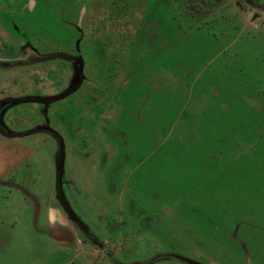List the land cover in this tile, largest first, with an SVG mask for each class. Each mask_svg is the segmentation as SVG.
I'll return each mask as SVG.
<instances>
[{"label":"rangeland","instance_id":"1","mask_svg":"<svg viewBox=\"0 0 264 264\" xmlns=\"http://www.w3.org/2000/svg\"><path fill=\"white\" fill-rule=\"evenodd\" d=\"M0 37L53 55L23 96L81 82L0 109V264H264V0H0Z\"/></svg>","mask_w":264,"mask_h":264},{"label":"flooded vegetation","instance_id":"2","mask_svg":"<svg viewBox=\"0 0 264 264\" xmlns=\"http://www.w3.org/2000/svg\"><path fill=\"white\" fill-rule=\"evenodd\" d=\"M5 21L3 20V23ZM29 48V46H28ZM25 50H23L22 52V57L21 58H15V59H10V60H0V67H6V66H11V67H16V66H28V65H33V64H38L39 62H41L42 60H47L49 57L53 56V55H41V56H37L34 53H32L31 51H29L28 49H26V53H24ZM25 54V55H24ZM77 66V65H76ZM80 69V66L78 64L76 70L78 71ZM80 73V72H79ZM80 80H76L73 84V86L70 88V90H66V92L61 93L59 95L56 96H51V97H47V98H40V97H36V96H32L31 98L27 99L28 101H34V102H46L45 104L48 105L49 103H53L56 102V100H59L63 97H65L67 94H69L70 92L77 90V87L80 86ZM76 88V89H75ZM14 101H26V99L24 98H17ZM12 101V102H14ZM11 105L10 103H4L2 106H0V109L2 107H8ZM38 128H42L40 130H44V131H50L52 134H54L57 137V140L59 142V145H61L62 150L60 151V156L59 158H61L60 161V166H59V174H58V179L60 180L59 183H57V197L60 200V205L62 206V209L68 214V218L72 219L74 224L76 225V227L78 228V230L83 234L84 238L86 239L85 242L88 243L90 242L92 244V246L96 247L97 249H99L100 251H102L104 253V256H106L107 258H112L113 261H115L114 257L115 254L113 253L112 249L109 248V244L110 242L108 241L109 238L106 237V239L104 240H99L97 239L94 235H92L89 230L87 229V227L85 226V224L83 222L80 221L79 217L75 214V212H73L67 202V200L63 197L62 193V189L59 188L62 185L61 182V173H62V168H63V159H64V146H63V141H62V137L58 135V133H56L54 130L52 129H47L44 127H38ZM107 219V217H106ZM104 219V220H106ZM105 226V225H104ZM115 227H117L115 225ZM112 241V240H111ZM100 243L105 244V248H101L99 246ZM116 264H120L118 262V260L115 261ZM144 263V264H148ZM114 264V263H113Z\"/></svg>","mask_w":264,"mask_h":264},{"label":"crops","instance_id":"3","mask_svg":"<svg viewBox=\"0 0 264 264\" xmlns=\"http://www.w3.org/2000/svg\"><path fill=\"white\" fill-rule=\"evenodd\" d=\"M0 42H2V44H4V41L1 37H0ZM8 42L10 43V41H8ZM25 54H27V53H25ZM10 59H12V60L15 59V56H8V57H1L0 56V60H10ZM44 61H46V60H44ZM33 65L16 66V67H11V66L0 67V106H2L4 103H10L17 98H24V99H26V101H28L27 99L31 98L32 96H36V97H40V98H47V97L56 96V95H59L61 93L66 92V91H61V92L57 91L54 93H50L52 91L51 86H50L51 82L47 81L46 78H45L44 83H43V88L35 89V86L32 85L31 76L28 75V83H27L28 88L32 85V86H34V89H30L31 92L27 93V96H23L25 94L24 92H27L28 89L26 91L25 90H19L18 86L16 89V87L14 86V82H12V81L13 80L16 81L18 77H14L15 75H17V73H12V72L16 71V69H28L29 67H32ZM29 69H28V72L30 71ZM28 102L38 104V102H34V101H28ZM44 105H46V104L44 103ZM36 107H38V106H36ZM9 118H13L12 113L9 115ZM30 133L33 134L32 132H30ZM6 134L8 135V133H6ZM2 136H4V135H2ZM8 136L5 135L4 137H2V139L3 138L5 140H12L13 139V137H10V136L8 137Z\"/></svg>","mask_w":264,"mask_h":264},{"label":"water","instance_id":"4","mask_svg":"<svg viewBox=\"0 0 264 264\" xmlns=\"http://www.w3.org/2000/svg\"><path fill=\"white\" fill-rule=\"evenodd\" d=\"M99 246L103 249L105 248V244H103V243H100ZM163 257L175 258V259L181 260V261L188 263V264H204V263H201V262H198L196 260L187 258V257L182 256V255L177 254V253H158L150 260V262L148 264L154 262L155 260H157L159 258H163Z\"/></svg>","mask_w":264,"mask_h":264},{"label":"trees","instance_id":"5","mask_svg":"<svg viewBox=\"0 0 264 264\" xmlns=\"http://www.w3.org/2000/svg\"><path fill=\"white\" fill-rule=\"evenodd\" d=\"M38 129H42V128H38Z\"/></svg>","mask_w":264,"mask_h":264}]
</instances>
